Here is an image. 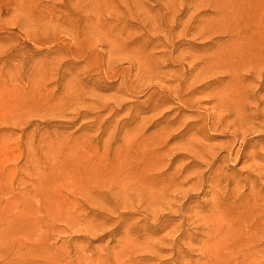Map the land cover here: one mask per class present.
<instances>
[{"label": "rangeland", "instance_id": "1", "mask_svg": "<svg viewBox=\"0 0 264 264\" xmlns=\"http://www.w3.org/2000/svg\"><path fill=\"white\" fill-rule=\"evenodd\" d=\"M219 13L215 0H0V257L2 253H19L12 257L19 263L52 264L48 258L56 256L42 253H67L68 264L79 254L81 264H100L97 255L106 252L103 256L110 260L124 256L114 264L207 263L211 227L206 228L205 222L212 218L208 185L202 193L183 189L189 195L185 200L174 198V190L167 197H155L144 187L124 189L113 165L127 142L155 140L166 122L174 121L175 127L183 123L198 126L197 107L169 103L155 111L147 98L158 91L166 93L163 99L174 96L182 65L193 69L191 75L199 74L205 63L203 55L223 41L211 21ZM162 16L164 24L154 19ZM119 21L130 41L120 49H111L100 29L119 35ZM141 27L150 32L173 27V60L189 52L185 42L193 44L196 53L183 56L182 63L165 62L161 58L165 50L148 47L142 49V58L138 57L139 38H132L140 34ZM77 44L103 57V75H88L86 60L78 65L58 50ZM111 59L115 66L107 68ZM141 90L145 92L138 94ZM259 95L263 96L264 90ZM249 103H242L248 114L255 111ZM214 104L200 103V108L211 114ZM142 109L146 113L140 112ZM220 130H208L204 144L218 147L226 142ZM262 130L253 142L264 149ZM65 158L80 163L81 173L87 169L85 160L106 163L89 175L84 186L69 181L65 173L55 176L51 191L56 199L42 206L36 185L61 172ZM189 161L185 158L182 163ZM240 167L225 170L240 174ZM179 203L184 210L177 215ZM94 211L103 212L112 221L106 225L102 218L94 221ZM168 213L166 221L163 216ZM157 216L161 221L155 223ZM116 223L120 227L112 238H93L110 232ZM170 236L176 239L173 247ZM157 248L161 251L156 252ZM122 250L125 253H120ZM220 254L232 259L238 255Z\"/></svg>", "mask_w": 264, "mask_h": 264}, {"label": "bare ground", "instance_id": "2", "mask_svg": "<svg viewBox=\"0 0 264 264\" xmlns=\"http://www.w3.org/2000/svg\"><path fill=\"white\" fill-rule=\"evenodd\" d=\"M215 2L220 8V13L211 21L213 26L218 28L220 35H223V41L211 48L212 52L203 55L205 63L198 75H191L193 69L187 70L182 65L177 73V84L173 87L174 96L169 95L163 99L166 93L158 91L156 94L150 93L147 98V102L153 104L155 111L169 103L197 107L198 126L190 127L183 123L175 127L174 121L166 122L165 126L158 129L155 140L127 142L124 153L113 168L124 189L138 191L130 186L144 187L154 192L155 197L160 194L167 197L174 190V198L180 196L181 200H185L189 195L183 189H195L202 193L204 186L208 185L212 218L210 221L207 219L208 223L205 222L206 228L211 227L206 247V253H210V256L206 264H264V149L253 142L264 129V108H261L264 107V95H259L264 90V0ZM154 19L161 24L165 23L163 16ZM118 27H121L122 32L119 35H115L114 31L108 32L105 28L100 29L111 49H120L130 41L126 38L129 33L121 21ZM139 32L138 36L132 38L133 41L139 38L140 49L136 52L138 57L142 58V49L146 50L148 47L165 50L161 56L165 62L182 63L183 56L196 53L191 49L194 45L185 42L189 52H183L178 59L173 60L176 52L173 27L168 30L159 28L153 32L147 27H141ZM182 33L186 34L184 31ZM68 46L67 49L58 50L65 52V57L75 59L78 65L86 60L85 71L88 75L95 73L101 76L106 71L103 57L93 55L94 49H83L81 44ZM148 56L155 60L153 53ZM114 66L115 61L109 60L107 68ZM204 72L208 74L200 76ZM108 73L117 75L112 71ZM186 76L190 78L184 81ZM226 79L227 83L222 86ZM254 83L256 85L249 92L248 88ZM144 92L141 90L138 94ZM248 101V105H253L255 109L250 114L246 105L242 106L243 102ZM200 103H215L210 108L212 113L209 114L208 109L200 108ZM140 112L146 113V110L142 109ZM208 130H220L228 140L218 147L207 146L202 140ZM185 158L190 161L182 163ZM105 163L106 160H85L87 169L81 173L83 167L80 163L65 158L61 162V172L42 178L36 185L40 204L44 206L56 199L51 191V179L55 176L65 173L69 181L84 186L89 175L98 172ZM56 164L58 165V162ZM238 165H242L241 169L239 168L240 174H237L239 171L228 174L225 170L228 166ZM70 169L79 171V174L71 173ZM209 171L211 172L207 175ZM176 208L175 214L179 215L183 212L184 205L179 203ZM34 211L38 212L39 209ZM93 215L94 221L96 218H102L104 225L112 221V218L100 211H94ZM163 217L167 221L170 218L169 213ZM160 221L161 216H157L155 223ZM119 227L120 224L116 223L110 232H103L101 236L95 235L93 238L102 240L100 237L104 235L112 238ZM188 239L191 241L193 238ZM169 241L171 247L176 243L172 236ZM102 250L106 249L103 247ZM159 251L161 249L157 248L156 252ZM171 252L173 253L172 248ZM105 253L97 255L100 264H114L124 259L123 255H118L110 260L103 256ZM220 253L238 255L232 259L230 255ZM2 254L0 259L3 264H22L12 258L19 253ZM42 254H45V257H48V254L56 256L53 259L48 258L52 264H68L65 258L67 253ZM86 258L91 257L85 256ZM75 262L82 263L81 254L77 255L72 263Z\"/></svg>", "mask_w": 264, "mask_h": 264}]
</instances>
